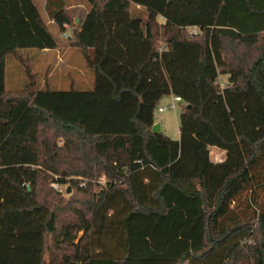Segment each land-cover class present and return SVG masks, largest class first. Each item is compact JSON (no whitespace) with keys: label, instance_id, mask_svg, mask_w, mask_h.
<instances>
[{"label":"trees","instance_id":"obj_1","mask_svg":"<svg viewBox=\"0 0 264 264\" xmlns=\"http://www.w3.org/2000/svg\"><path fill=\"white\" fill-rule=\"evenodd\" d=\"M85 1L92 85L56 90L21 55L59 46L37 4L0 0V264H264V0ZM46 10L65 33L67 0ZM170 96L179 140L152 132ZM95 175L87 201L50 187Z\"/></svg>","mask_w":264,"mask_h":264},{"label":"rangeland","instance_id":"obj_2","mask_svg":"<svg viewBox=\"0 0 264 264\" xmlns=\"http://www.w3.org/2000/svg\"><path fill=\"white\" fill-rule=\"evenodd\" d=\"M70 2L76 3V2H78V0H67V13H68L70 20H71L70 25H74V20H73L74 17L71 16V10H70V5H69ZM85 4L88 7V4L86 3V1H85ZM159 20H160V22L162 21L161 19H159ZM50 29H51V32L56 36L59 45H65L66 42L68 41L69 35H71V29L69 28L66 30V33L68 34L67 38L63 37L62 33L58 29H55L54 26H51ZM188 32L190 35H196V34L200 33L197 28H189ZM160 45L163 46L162 42L160 43ZM25 51L26 52H24V53H27V54H28V52H30L29 50H25ZM60 52H61V57L63 58V60H66L67 57L65 56L64 52H62V51H60ZM230 56H232V53L230 54ZM43 60H47V57L38 56V60H37L38 68L35 69V72H39L40 77H41V79H40L41 84L40 85H42L44 82L45 71H46L47 67L49 66L51 61L54 60V61H56V65H58V66H55V64H52L51 68L53 70L55 67V70L53 71V75L50 76V80H51V84L55 88H57V89H68L69 88L68 82L71 81L73 78L76 81H79L78 87H80V89H86V88L91 87L90 85L92 84V76L90 75V71L87 69L86 64H85V66H83V64L80 61L77 63L76 62L70 63V65L77 66L78 68H80L82 70L83 74L80 73L81 77H77L76 74L74 73V71H76V70L67 68L65 63L60 61L56 56H53V58H50L45 63L42 62ZM71 60H74V59H71ZM34 68H35V66H34ZM6 70H7L6 71L7 72L6 73V87H7V89L10 91H13V92L22 90L28 82L26 69L22 65H20L18 62H16L14 58L8 57ZM69 70H70V73H67V71L69 72ZM227 78L228 77L224 76V75L220 76V80H221L222 85L227 83V81H228ZM65 80L67 81L66 84L61 83V82H64ZM171 100L172 99L170 97H165L160 102V105L158 108L163 107V108H165V111L160 112L159 110H156L155 118H156L157 122L160 121L163 123V128H164L163 131L167 136H169L173 140H179V138H180L179 117H180L182 109H181V104H179V103L175 104V108L170 107L169 103H171ZM60 143H62V142L60 141ZM218 151L215 149H211L212 160H213V155ZM220 153H222V152H220ZM222 154H224V153H222ZM224 157H225V155H223V159H224ZM55 179H57V176H55ZM73 179H75L76 181H79V187L81 189L88 190L89 193H87L85 191L84 192L76 191V189H74L72 187V185H70L69 183L62 184V185L60 184L59 187L56 188L55 185L58 183L53 181L50 183V187L54 191L61 194V196L66 201H68L71 198V196H73V198H75L77 201L80 200L81 202H83V201H87L88 199H90L89 198L90 193H98L100 188H102V186L106 183L105 176L98 177L97 175H95L91 178H86V177L84 178L83 176H81V177L73 176V177L67 178V180H69V181L73 180ZM69 189L71 190L70 192H68ZM50 237H52V236H49V244L51 246L53 237L51 240H50ZM253 262L254 261L252 259V263ZM261 262L262 261L260 259H258V264H262ZM133 263L134 264H141V263H136V262H133ZM166 264H168V263H166ZM186 264H189V263H186Z\"/></svg>","mask_w":264,"mask_h":264},{"label":"crops","instance_id":"obj_3","mask_svg":"<svg viewBox=\"0 0 264 264\" xmlns=\"http://www.w3.org/2000/svg\"><path fill=\"white\" fill-rule=\"evenodd\" d=\"M34 2L37 4V6L39 8V12L41 14V17L45 21L48 29L51 31L50 27L54 26L55 29L59 30L58 25L55 23V21L51 20L48 17L47 10H46L47 0H34ZM69 5H70V10H71V16L74 17L73 18L74 25H66V30L70 28L71 29V35H72L73 31H79L80 30L81 25L84 22L87 14L89 12V6L87 7L84 0H78V2H76V3L70 2ZM138 8H140V7H138ZM65 34H67L66 31H65ZM71 35H69V38L71 37ZM67 36H68V34H67ZM29 51L30 52H28V54H27V53H24L26 51L23 50V51H21V55H22V58L24 59V61L26 62V64L30 66L32 74L35 77H37V82H38V86L40 89L45 88V85H49L50 88L56 89V90H68L69 88H72V87L80 88V87H78L79 81H76L74 78L68 82V84H69L68 89H57L51 84L50 76L53 75V71L55 70V67L52 70L51 66H52V64H55V66H58V65H56V61H54V60L51 61V63L49 64V66L47 67V69L45 71V78H44V82L42 85H40L41 84V82H40L41 77H40L39 72H35V69L38 68V62H37L38 56L47 57V60H49L50 58H53V56H56L60 61L65 63L67 68L76 70L77 72L74 71V73L76 74L77 77H81V74H83L82 70L80 68H78L77 66L70 65L71 62L77 63L80 61L83 64V66H85V59L79 50L70 48L67 44H65V45H59L58 48H56V49H44V50L33 49V50H29ZM60 51L64 52L65 56L67 57L66 60H63V58L61 57ZM71 59H74V60H71ZM47 60H43L42 62L45 63ZM15 61L18 62L20 65H22L18 60L15 59ZM34 66H35V68H34ZM26 72H27V70H26ZM67 73H70V70H69V72L67 71ZM90 75H91V73H90ZM27 78H28V75H27ZM61 83L66 84L67 81L65 80L64 82H61ZM170 98L172 99L171 103H169V105L171 106L174 104V101H173L174 96H170ZM156 123L160 124L161 131H163V129H164L163 123L160 121L159 122L156 121ZM212 149H215L218 151V149H216V148H212ZM219 151L213 155V161L215 163L221 162L223 160V155H225V153L223 151H220V152H222L224 154L220 153ZM51 239H52V237H50V240ZM45 261H46V264L50 263V255H48L46 257Z\"/></svg>","mask_w":264,"mask_h":264},{"label":"built area","instance_id":"obj_4","mask_svg":"<svg viewBox=\"0 0 264 264\" xmlns=\"http://www.w3.org/2000/svg\"><path fill=\"white\" fill-rule=\"evenodd\" d=\"M62 36H63V37H66V38L68 37L67 34H65V33L62 34ZM162 49H163V47H162ZM173 101H174V104L171 105L170 107H174V108H175V104H178V103L182 102V99L179 98V97H176V96H175L174 99H173ZM159 111H160V112H163V111H165V108L160 107V108H159ZM55 187L57 188V187H59V185L56 184Z\"/></svg>","mask_w":264,"mask_h":264},{"label":"water","instance_id":"obj_5","mask_svg":"<svg viewBox=\"0 0 264 264\" xmlns=\"http://www.w3.org/2000/svg\"><path fill=\"white\" fill-rule=\"evenodd\" d=\"M152 132H153V133H160V132H161V126H160L159 123H156V124L152 127ZM29 190H31L30 187H29ZM70 191H71V190L69 189L68 192H70Z\"/></svg>","mask_w":264,"mask_h":264}]
</instances>
